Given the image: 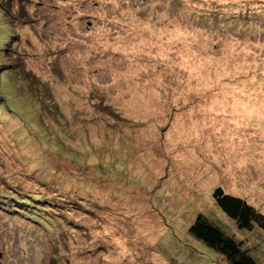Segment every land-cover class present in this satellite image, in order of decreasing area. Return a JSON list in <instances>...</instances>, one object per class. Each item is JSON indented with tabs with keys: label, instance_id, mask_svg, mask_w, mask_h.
<instances>
[{
	"label": "rangeland",
	"instance_id": "rangeland-1",
	"mask_svg": "<svg viewBox=\"0 0 264 264\" xmlns=\"http://www.w3.org/2000/svg\"><path fill=\"white\" fill-rule=\"evenodd\" d=\"M216 186L264 213V0H0V264H264Z\"/></svg>",
	"mask_w": 264,
	"mask_h": 264
},
{
	"label": "trees",
	"instance_id": "trees-1",
	"mask_svg": "<svg viewBox=\"0 0 264 264\" xmlns=\"http://www.w3.org/2000/svg\"><path fill=\"white\" fill-rule=\"evenodd\" d=\"M213 189V197L217 205L239 228H251L254 224L264 227V213L256 210L246 199L228 193L220 186ZM190 224L192 235L226 257L229 264H261L238 239L211 222L202 213L198 214Z\"/></svg>",
	"mask_w": 264,
	"mask_h": 264
}]
</instances>
